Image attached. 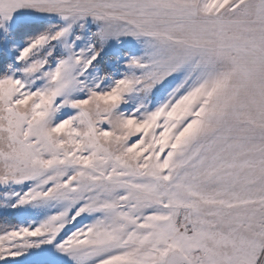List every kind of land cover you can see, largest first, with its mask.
Instances as JSON below:
<instances>
[{
  "label": "snow or ice",
  "instance_id": "obj_1",
  "mask_svg": "<svg viewBox=\"0 0 264 264\" xmlns=\"http://www.w3.org/2000/svg\"><path fill=\"white\" fill-rule=\"evenodd\" d=\"M0 264H264V0H0Z\"/></svg>",
  "mask_w": 264,
  "mask_h": 264
}]
</instances>
